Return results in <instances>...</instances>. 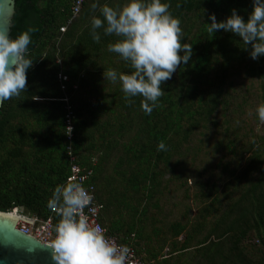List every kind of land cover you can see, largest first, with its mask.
I'll use <instances>...</instances> for the list:
<instances>
[{
  "label": "trees",
  "instance_id": "trees-1",
  "mask_svg": "<svg viewBox=\"0 0 264 264\" xmlns=\"http://www.w3.org/2000/svg\"><path fill=\"white\" fill-rule=\"evenodd\" d=\"M74 1L14 0L10 35L14 40L34 29L28 46L34 63L27 91L0 106V213L23 208L42 220L52 216L56 225L60 217L48 201L70 179L71 146L79 173L92 171L88 183L100 224L142 261L264 264V136L229 127L233 115L251 106L232 95L234 77L243 73L257 89V105L264 103V57L252 60L232 33L208 31L212 13L219 22L237 9L247 20L252 0H164L181 20L182 43L192 44L193 56L162 85L165 95L151 114L142 109V97L129 103L119 81L105 80L109 68L134 69L108 51L120 39L115 34L101 28V40H93L91 19L100 16L91 8L95 0H85L69 23ZM126 2L99 0L113 8ZM67 105L74 117L71 145ZM219 113L222 131L210 141ZM161 141L167 150H158ZM177 193L190 204L172 203ZM178 205L183 215L172 220Z\"/></svg>",
  "mask_w": 264,
  "mask_h": 264
},
{
  "label": "clouds",
  "instance_id": "clouds-1",
  "mask_svg": "<svg viewBox=\"0 0 264 264\" xmlns=\"http://www.w3.org/2000/svg\"><path fill=\"white\" fill-rule=\"evenodd\" d=\"M91 8L100 10V16L94 15L91 19L93 40L97 43L101 40L97 31L101 28L105 35L115 34L120 39L110 43L108 51L119 54L134 69L124 73L109 68L103 73L105 80L119 81L129 103L133 102V97H142V109L151 114L159 98L165 95L162 85L193 56L192 44L182 43L181 20L172 15L170 4L164 0H127L120 8L101 6L99 0H95ZM208 19L210 33L220 30L232 33L246 45L245 50L252 60L264 57V0H252L247 20L237 9H232L231 15L222 21L218 22L214 13L209 14ZM32 31L34 29H28L14 40L0 31V105L27 91V72L34 63L28 56ZM256 113L264 123V103L256 108ZM68 129L71 133L72 129ZM158 150H167L163 141L158 144ZM92 202V194L75 178L52 191L48 206L60 217L51 243L55 264H131V249L106 235L99 224L91 222L85 209ZM14 210H22L24 214L23 208L3 214Z\"/></svg>",
  "mask_w": 264,
  "mask_h": 264
},
{
  "label": "built area",
  "instance_id": "built-area-1",
  "mask_svg": "<svg viewBox=\"0 0 264 264\" xmlns=\"http://www.w3.org/2000/svg\"><path fill=\"white\" fill-rule=\"evenodd\" d=\"M85 2V0H75L73 3V6L71 8L72 10V18L69 21V23L76 19V17L79 15L82 5ZM61 32H65V28L60 29ZM63 80H66L65 77H62ZM65 130H66V136L68 139L69 144L71 145L72 138H73V125H72V119L73 114L71 112L70 107L67 105L65 108ZM71 128L72 131L69 133V129ZM67 156L69 158V166H70V179L67 181H71L73 178L80 181L83 186L92 194L93 196V202L88 206V208L85 209V212L90 216V220L93 224H99L101 227L102 225L99 222L100 217V206L96 201V195L93 185L89 184V180L92 177V171H88L85 174L79 173V168L76 163V156L72 154L71 146H68L67 149ZM89 209H94V211H89ZM54 212V211H53ZM12 213H15L17 218H20V222L15 225V227L24 233L25 235H28L32 237L33 239L37 240L41 244H45L49 247H51V243L55 238V225L52 221V216H50L48 219L42 220L34 215H29L23 211H17L14 210ZM103 228V227H102ZM105 229V228H103ZM106 231V229H105ZM106 235H108L106 231ZM109 236V235H108ZM112 237V236H110ZM115 238V237H114ZM116 239V238H115ZM117 240V239H116ZM118 242V240H117ZM119 243V242H118ZM132 251L131 255V264H149L145 261H142L135 253V251L129 247Z\"/></svg>",
  "mask_w": 264,
  "mask_h": 264
},
{
  "label": "water",
  "instance_id": "water-1",
  "mask_svg": "<svg viewBox=\"0 0 264 264\" xmlns=\"http://www.w3.org/2000/svg\"><path fill=\"white\" fill-rule=\"evenodd\" d=\"M14 6V0H0V31L9 39H12L10 34ZM2 216H0V264H55L51 247L25 235L15 227L14 222Z\"/></svg>",
  "mask_w": 264,
  "mask_h": 264
},
{
  "label": "rangeland",
  "instance_id": "rangeland-1",
  "mask_svg": "<svg viewBox=\"0 0 264 264\" xmlns=\"http://www.w3.org/2000/svg\"><path fill=\"white\" fill-rule=\"evenodd\" d=\"M232 85H233V93L232 95L237 97V102H239L242 99H249V103L251 106L249 107H244V115H240L239 114H235L233 115V117H235V120L232 121L230 123V132L231 133H239L240 135H246L248 133V129L250 128V130H252L253 134H259V135H263L264 136V123H261L260 121H258L257 123L254 122V116L256 115V108L258 107L257 105V101L255 100V95H256V90L255 88H249V80L244 76L243 73L239 74L238 76L234 77L232 80ZM227 115V113H226ZM228 116V115H227ZM224 118V116L222 115V113H219L216 118V124H217V128H214L210 131V141L213 139V137H215V133L216 132H221L222 131V119ZM236 121H239L240 123L237 124ZM245 142L249 141V139H244ZM212 143V142H211ZM205 158L202 156H200L196 162V164L198 165L199 168L202 169V166H204L206 164ZM215 162V161H214ZM243 165V161L242 162H238L236 165L239 167V165ZM216 173V172H214ZM181 194V193H180ZM172 203H184V204H190V201H188L189 203H186V201L182 202V200L180 199V195L177 193L175 194V199L171 201ZM180 204V203H179ZM183 207L180 205H178L177 208H174L173 210V215L171 216L170 219L174 220L177 219L178 217L181 218V216L183 215ZM195 215V212L192 213V216ZM4 219H7L9 221H12L15 223V225L17 223L20 222V218H17L16 215L14 217H10V216H4Z\"/></svg>",
  "mask_w": 264,
  "mask_h": 264
},
{
  "label": "bare ground",
  "instance_id": "bare-ground-1",
  "mask_svg": "<svg viewBox=\"0 0 264 264\" xmlns=\"http://www.w3.org/2000/svg\"><path fill=\"white\" fill-rule=\"evenodd\" d=\"M0 216H2V215H0ZM4 216H10V217H14L15 216V213H10V214H6V215H3L2 217H4Z\"/></svg>",
  "mask_w": 264,
  "mask_h": 264
}]
</instances>
